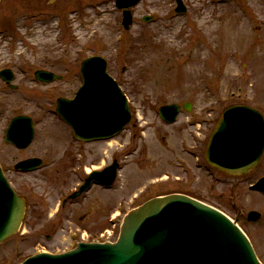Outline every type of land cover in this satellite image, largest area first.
Returning <instances> with one entry per match:
<instances>
[{"label": "rangeland", "instance_id": "1", "mask_svg": "<svg viewBox=\"0 0 264 264\" xmlns=\"http://www.w3.org/2000/svg\"><path fill=\"white\" fill-rule=\"evenodd\" d=\"M184 2L187 12L179 14L176 0H142L126 30L115 0L0 1V69H12L17 86L0 78V163L31 206L23 230L0 243V264H19L39 251L62 252L91 238L116 241L128 211L173 193L238 218L264 263V194L249 188L264 176V154L251 173L239 177L210 168L204 158L227 107L248 104L264 114V0ZM95 54L108 60L132 118L112 139L79 143L56 114V100L74 95L82 82L81 61ZM37 69L62 79L40 82ZM186 102L191 110L181 108L175 123L160 118L162 105ZM18 115L34 122L26 149L5 142ZM33 156L51 166L26 174L15 170L16 162ZM78 158L96 169L117 161V179L109 189L93 185L61 208L57 170L65 171V188L72 190L79 182L71 173ZM250 210L261 217L249 221Z\"/></svg>", "mask_w": 264, "mask_h": 264}, {"label": "water", "instance_id": "2", "mask_svg": "<svg viewBox=\"0 0 264 264\" xmlns=\"http://www.w3.org/2000/svg\"><path fill=\"white\" fill-rule=\"evenodd\" d=\"M140 0H116L123 9V24L129 29L133 21L130 8ZM178 12H185L182 0H177ZM144 17V20H150ZM84 80L75 98H59L57 112L72 125L78 139L92 141L110 138L130 121L131 114L126 95L107 72V61L91 56L82 61ZM0 76L7 83L14 78L10 69ZM37 79L50 82L61 78L47 70H37ZM11 87H16L10 84ZM184 108L191 109L186 103ZM180 105L160 107V115L174 122ZM34 136L31 117L13 118L6 132V142L19 148L30 145ZM264 151V117L248 105L228 107L219 118L205 151L206 161L228 175L251 172ZM41 160L32 158L19 162L16 168L34 170ZM119 164L93 171L80 192L91 183L111 187ZM253 190L264 192V178ZM79 192V193H80ZM26 211V201L17 195L5 178L0 166V242L17 234ZM260 216L249 213L250 220ZM21 264H263L244 232L222 211L191 196L173 193L152 198L132 209L124 217L120 235L112 242H80L71 251L52 254L39 253Z\"/></svg>", "mask_w": 264, "mask_h": 264}, {"label": "flooded vegetation", "instance_id": "3", "mask_svg": "<svg viewBox=\"0 0 264 264\" xmlns=\"http://www.w3.org/2000/svg\"><path fill=\"white\" fill-rule=\"evenodd\" d=\"M81 148H82V146H81ZM83 151V149H80V151ZM77 166L76 167H71V173L74 175V176H76V178L78 177L77 176V172H75V173H73L72 172V170H74V171H76L77 169H81V171L82 170H86V168H84L85 167V164H84V160L82 159V158H78L77 159ZM80 163V164H79ZM79 164V165H78ZM82 165V166H81ZM51 166V164L49 163V161H45L44 160V164L42 165V167H41V169H39V170H42V169H44V168H48V167H50ZM70 168V167H69ZM4 170H5V168H4ZM5 172H6V170H5ZM17 172H19V173H22V174H26L25 172H21V171H17ZM82 173H84V172H82ZM7 174V173H6ZM57 175H56V177H55V181H57V183H59V184H61V187H60V195L61 196H63V194L65 193L66 194V197H64V200H63V202H62V204H61V208L62 207H64L65 206V204H66V202H67V200H69L70 199V195H71V191H69V189H66L65 188V186L67 185V182H66V174H65V171L64 170H61V169H58L57 170V173H56ZM7 176H8V174H7ZM84 177H82V179L83 178H85L86 176H85V174L83 175ZM9 179H10V177H8ZM11 181V180H10ZM69 191V192H68ZM84 196V193H82L79 197H83ZM30 210H31V206L28 204V202H27V218H26V220H25V224H26V222H27V219H28V217H29V212H30ZM25 226V225H24Z\"/></svg>", "mask_w": 264, "mask_h": 264}, {"label": "bare ground", "instance_id": "4", "mask_svg": "<svg viewBox=\"0 0 264 264\" xmlns=\"http://www.w3.org/2000/svg\"><path fill=\"white\" fill-rule=\"evenodd\" d=\"M91 169L90 168H87V171H90ZM116 215H118V213H116Z\"/></svg>", "mask_w": 264, "mask_h": 264}]
</instances>
